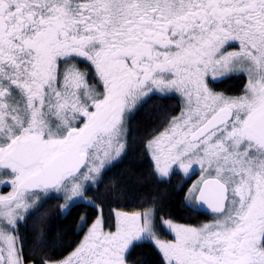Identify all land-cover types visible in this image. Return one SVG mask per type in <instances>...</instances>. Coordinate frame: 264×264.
Instances as JSON below:
<instances>
[{"label":"snow or ice","instance_id":"1","mask_svg":"<svg viewBox=\"0 0 264 264\" xmlns=\"http://www.w3.org/2000/svg\"><path fill=\"white\" fill-rule=\"evenodd\" d=\"M0 264H264V0H0Z\"/></svg>","mask_w":264,"mask_h":264},{"label":"trees","instance_id":"2","mask_svg":"<svg viewBox=\"0 0 264 264\" xmlns=\"http://www.w3.org/2000/svg\"><path fill=\"white\" fill-rule=\"evenodd\" d=\"M234 86H235V81H229L226 84L222 85V87H224V88H229V87H234ZM173 207L176 208L178 215H181V216H187L188 215V213H185L182 210H180L177 205H173ZM202 218L203 217H201V219Z\"/></svg>","mask_w":264,"mask_h":264}]
</instances>
